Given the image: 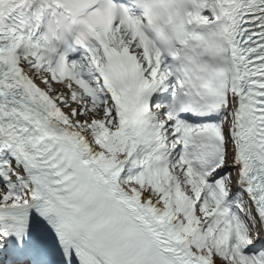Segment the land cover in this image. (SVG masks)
<instances>
[{"label":"snow or ice","instance_id":"obj_1","mask_svg":"<svg viewBox=\"0 0 264 264\" xmlns=\"http://www.w3.org/2000/svg\"><path fill=\"white\" fill-rule=\"evenodd\" d=\"M0 264H264V0H0Z\"/></svg>","mask_w":264,"mask_h":264}]
</instances>
